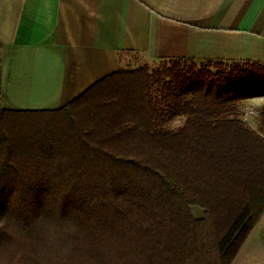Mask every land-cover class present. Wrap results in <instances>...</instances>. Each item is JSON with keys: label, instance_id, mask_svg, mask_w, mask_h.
<instances>
[{"label": "trees", "instance_id": "trees-1", "mask_svg": "<svg viewBox=\"0 0 264 264\" xmlns=\"http://www.w3.org/2000/svg\"><path fill=\"white\" fill-rule=\"evenodd\" d=\"M256 96L262 63L171 59L0 107V264H232L264 214V105L263 135L236 114Z\"/></svg>", "mask_w": 264, "mask_h": 264}, {"label": "crops", "instance_id": "crops-1", "mask_svg": "<svg viewBox=\"0 0 264 264\" xmlns=\"http://www.w3.org/2000/svg\"><path fill=\"white\" fill-rule=\"evenodd\" d=\"M171 59L264 64V0H0L3 109H58Z\"/></svg>", "mask_w": 264, "mask_h": 264}, {"label": "rangeland", "instance_id": "rangeland-1", "mask_svg": "<svg viewBox=\"0 0 264 264\" xmlns=\"http://www.w3.org/2000/svg\"><path fill=\"white\" fill-rule=\"evenodd\" d=\"M161 64L159 63L156 67ZM201 65L203 63L196 64L197 67ZM249 99L247 98L237 104L236 114L250 129L263 135L259 126V111L264 105V96ZM182 123L183 118L179 117L170 122L168 128H175ZM191 213L195 218H202L203 216V210L198 207H191ZM232 264H264V214L238 249Z\"/></svg>", "mask_w": 264, "mask_h": 264}]
</instances>
